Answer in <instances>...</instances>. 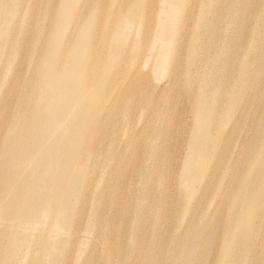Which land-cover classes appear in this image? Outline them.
<instances>
[{
    "label": "bare ground",
    "instance_id": "6f19581e",
    "mask_svg": "<svg viewBox=\"0 0 264 264\" xmlns=\"http://www.w3.org/2000/svg\"><path fill=\"white\" fill-rule=\"evenodd\" d=\"M162 1L157 5V0H61L54 22L48 4V13L38 18L39 0H0V264H193L196 248L189 244L187 251L180 238L194 240L199 252L203 242L212 241L215 229L224 243L213 251L211 264H264V0H186L185 7L189 9L192 2L199 10L192 34L188 32L193 38H187L182 48L183 59L179 45L171 46L165 37L158 45L145 47L125 36L136 21L145 18L155 32L161 28L165 35L164 17L176 0ZM245 9L248 13L241 15ZM239 22L248 26L244 35L241 25L236 32ZM136 43L140 46L133 50L131 45ZM22 46H26V57L14 76L12 58L21 56ZM157 46L161 51L171 47L172 58L168 49L156 56ZM131 51L140 57L147 51L152 54L155 60L148 72L128 70ZM169 63L175 76L153 83V70L166 71ZM27 68L31 72L21 74ZM121 76L128 77L127 86ZM178 84L185 99L181 106L190 105L195 128L189 136L193 152L186 150L181 157L185 164L177 174L184 182L210 172L211 182L201 188L205 186L208 198L216 195L207 215L212 222L209 230L202 229L204 223L197 229L190 226L179 237L156 221L163 220L167 211L189 213L191 207L184 203L169 208L164 189L133 182L132 203H125L123 184L130 179V162L123 148L122 154L108 152L106 163L105 156L92 161L106 148L119 150L122 129H111L109 136L88 146L94 141L92 133L105 127L107 115L102 110L110 109L111 90L119 89L112 101L118 111L115 118L122 120L123 113L132 118L137 105L149 102L145 104L152 115L137 122L136 142L163 148L162 141L169 138L170 109L163 111L157 105ZM230 110L235 121L228 122L225 136L218 116ZM255 113L260 124L251 137L247 133L234 148L212 151L243 128L238 123L243 114ZM196 154L209 163L197 169ZM134 155L142 160V151ZM167 158L168 166L161 163V183L173 173L174 157ZM114 162L119 166L112 171ZM156 168V164H144L139 172L152 175ZM91 176L101 183L91 187ZM185 192L183 186L176 194ZM86 198L92 201L89 210L81 208ZM224 208L234 213L227 217L220 213ZM116 210L122 212L121 225L110 217ZM146 210H152L151 225ZM246 211H251L252 232L237 238L243 235L241 244L261 235L263 249L245 261L239 243L229 247L228 242L237 235L236 226ZM209 258L210 252L203 254L199 264H207Z\"/></svg>",
    "mask_w": 264,
    "mask_h": 264
},
{
    "label": "rangeland",
    "instance_id": "374dc122",
    "mask_svg": "<svg viewBox=\"0 0 264 264\" xmlns=\"http://www.w3.org/2000/svg\"><path fill=\"white\" fill-rule=\"evenodd\" d=\"M151 2H155L156 0H150ZM185 1L186 0H176L172 3V8L168 11V17H164V19H167V33L165 35H162V29L160 28L158 33L155 32L154 26L151 25V21L148 20V18L140 19L139 21H136L135 26L131 30V34L125 35L126 37H132L136 42H143V46L149 47L153 44L158 45V41L162 39V37H165L171 44V46L179 45V57L180 59H183V53L182 51L183 45L188 40H191L193 37L192 35V28L196 24L197 19V13L199 10V7L195 6L192 7V2L190 3L189 9L188 6L185 7ZM112 2V1H111ZM163 1L157 0V5H161ZM194 3V2H193ZM47 4L50 8L47 7ZM38 5L40 7V10L38 12V18L45 16L48 13L50 15H54V22L59 14L61 0H39ZM192 5V6H191ZM193 9H192V8ZM124 6L121 8L123 10ZM188 10V11H187ZM240 13V12H238ZM248 13V9H245L242 11L241 15H246ZM121 18V17H120ZM239 25L243 28V35L246 34V29L248 26L244 27L243 22H239L238 28L236 29V32L239 30ZM117 28H122L121 23ZM245 29V30H244ZM191 30V32L189 31ZM149 31V32H148ZM164 32V30H163ZM190 32V34L188 33ZM33 41L35 39L33 38ZM100 43L104 44V41L102 42V37L100 38ZM140 45L138 43L131 45L132 49L135 50V48L139 47ZM181 47V49H180ZM168 49L169 55L172 58L173 55V49L171 47H164V49L161 51L160 47H156V56L158 52H164ZM26 46H22L19 50L21 52V56L19 54H14L12 58L13 63V70L15 72V75H17V71L21 69L23 62L26 57ZM133 53V51H131ZM121 54H124L123 51H121ZM242 56L241 54H239ZM130 59L127 60V68L130 72L136 71L138 68L142 73H146L149 71L151 66L153 65L154 58L150 52H146L145 55L142 57L137 56L135 53L129 55ZM118 59L123 60L124 56L118 57ZM119 60V61H120ZM173 66V63H169L166 65L167 70H162L160 67L156 68V70H153L156 72V78H153V83L158 82L159 84L163 83L164 81H168L174 73L171 72V67ZM118 66H115L114 69L116 70ZM165 68V67H164ZM153 69V68H152ZM166 69V68H165ZM26 71L31 70L29 68L25 69V71H22L21 74H24ZM120 81L127 86L129 83V79L127 76H121ZM179 85V84H178ZM119 93V89H112L111 90V96H110V109H104L102 110L103 116L107 115L106 117V123L104 129L96 130L92 133V139H94L93 142H89L88 146L90 145H96L99 143L102 138L101 137H107L109 136L111 129H122V140L120 143L119 150L117 148H114L115 150H110L109 148H106L105 151H103L101 155L95 156L93 155L94 162H99L103 156L102 159L104 160L103 163L108 162V152H119L121 153V148H123L124 153L126 152V155L123 154L126 159L129 160L130 164L127 168L128 175L130 179L126 182H124V187H126L125 191V203L131 202L132 203V195L129 193V189H131L132 182L135 185L139 184H149L150 186H153L155 190H161L164 189L168 195V198L170 202L168 203V207H174L175 204L182 207V204L185 203V207H191V211L188 213L186 209L181 210L180 212H172L167 211L165 213V218L163 220H158L156 223L166 225L170 232H173L178 237L181 236V234L185 231L186 228L192 226L193 229L197 225L199 227L200 224L204 223V226L202 229L208 231L210 228V222L207 220V215L209 214L210 210L209 208L213 206L216 202V195L212 198H208L205 195V186L201 188L203 185H208L211 182L212 174L209 172L206 175L202 173H198L186 180L180 178V175L177 174L178 169L182 166H184L185 162H182L181 157H184V154L186 153V150H190L193 152V148L191 143L189 142V136L191 135V132L194 130V127H191V123L194 121V114L189 111L190 105L186 107V109H183V106H181L185 99L182 95L181 85H179V88L176 86L175 89H172V91L169 89L166 93L163 95L162 101L157 105V108H163V111L166 109H170L169 119H168V126H170L169 131V138L165 142V140L162 141L163 148L159 145V148H153L152 146H140L139 141L136 142V135L139 134L140 130L137 127V122L140 120H144L145 118H148L150 115H152L151 108H147L144 102L142 104L137 105L136 113L134 116L132 115V118L130 117V114L123 113L124 117L122 120L119 119V117L115 118L114 113L118 112L117 108L113 104V99L115 95ZM137 98L140 96L137 94ZM115 107V108H114ZM259 114H256L254 116H246L243 114L239 122L240 124H243L242 129L236 130V133L233 134L231 137L225 138L224 140L220 141L218 145H215L216 147L212 149L214 152L226 150V149H232L234 148L239 142L242 143V138L248 133L249 137H251L252 133L255 131L256 126L260 124V119L258 117ZM234 111L231 112L227 111L226 113H220L218 116L219 123L222 124V127H220V130L224 129L225 136L227 135L228 131L226 132V126L228 122L235 121L234 120ZM197 124V122H196ZM252 124V125H251ZM157 126V125H156ZM156 126L153 127V130L158 129ZM204 126V124H202ZM220 126V125H219ZM126 129V130H125ZM125 130V131H124ZM128 131L126 134L125 132ZM132 132V136L131 135ZM187 140V141H186ZM249 144V143H248ZM247 144V145H248ZM245 145V146H247ZM104 146V144H103ZM146 146V147H145ZM136 150L142 151V160H138L137 156L134 155V152ZM122 154V153H121ZM187 154V153H186ZM198 157H196L193 161V163L197 166V169L203 168L207 163H209L208 158L202 156L201 154H196ZM167 157H174L173 161L171 162V167L173 169V173L166 176L165 183H161V179L163 177V170H162V164L164 163L168 166L170 164ZM81 162V160H80ZM211 162V161H210ZM101 163V162H100ZM162 163V164H161ZM150 165L154 166V164L157 165V172L152 175L143 176L139 172V167L142 165ZM81 165V163H80ZM79 165V166H80ZM91 165V162H90ZM117 165L119 166V163L117 162ZM117 165L115 162L113 164H110V168L112 171H115L117 169ZM87 166L89 167V163H87ZM83 167L85 168L86 165L83 164ZM113 177V176H112ZM120 177V174L117 175V179ZM91 183L90 186L94 187L98 184H100V181H95V178L91 176ZM203 179V180H202ZM114 180L116 178L114 177ZM95 184V185H94ZM183 186H185L186 192L182 196L181 194H176V192H179L180 188L182 190ZM199 189V190H198ZM156 197L153 195V199L151 201H155ZM85 201H88L85 203ZM91 200L86 198L81 203V208L84 210H89L91 207ZM133 206H136L135 204H132ZM138 206V205H137ZM211 209V208H210ZM198 210L200 211L198 213ZM248 211V210H247ZM246 215L243 217L242 221L237 224L236 226V233L237 235L234 236V238L230 239V242H228L229 247L234 245L235 242L239 243L238 249L241 250L240 256L245 258V261L248 258H256L258 256V252L262 251L263 246L261 243V235L255 236L254 241H250L251 239L246 241H242L240 244V238H237V236L245 233V231L252 232V229L250 228V223L248 220V217L251 215V211L247 212ZM106 212V211H105ZM108 213V212H106ZM221 214H224L227 217H230L232 213H234L233 209L230 208H224V210L221 212ZM218 213V216L219 214ZM152 210H146L145 216H147V224H152ZM87 217V215H86ZM112 220L117 225H121V219H122V212L119 210H116L115 212H112V216L110 215ZM246 217V218H245ZM85 216H83V219ZM216 218H211L210 220H216ZM82 221V218H81ZM244 221V222H243ZM210 223V224H209ZM234 227V226H233ZM132 228V224L130 225V229ZM250 234V233H248ZM247 234V235H248ZM246 235V234H244ZM193 236L192 233H190L189 237L191 238ZM212 241L207 242V245H204V242L199 248V252L197 250V246L193 244V241H189L184 238H180V241L185 244V247L188 251L189 244L193 245V248H196V255L197 258L193 264H199L201 263V257L205 253L210 252V258L208 261L206 260L207 264H211L214 260L213 251L216 250L218 246H221L223 236L219 234V230L215 229L212 232ZM245 242V243H244ZM71 250V246H70ZM67 262V260L63 261L62 263ZM74 264V262L72 263ZM216 264V262H215ZM253 264V263H252Z\"/></svg>",
    "mask_w": 264,
    "mask_h": 264
}]
</instances>
